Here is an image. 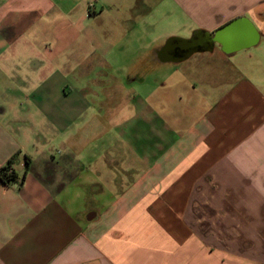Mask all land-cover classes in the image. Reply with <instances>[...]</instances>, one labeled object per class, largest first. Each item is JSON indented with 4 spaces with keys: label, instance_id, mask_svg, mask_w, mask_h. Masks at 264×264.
Returning a JSON list of instances; mask_svg holds the SVG:
<instances>
[{
    "label": "crops",
    "instance_id": "1",
    "mask_svg": "<svg viewBox=\"0 0 264 264\" xmlns=\"http://www.w3.org/2000/svg\"><path fill=\"white\" fill-rule=\"evenodd\" d=\"M137 2L0 0V167L16 156L21 175L29 158L20 186L0 182V264H264V0H159L141 13ZM239 18L256 45L158 59L168 37ZM140 20L144 35L158 26L166 38L151 58L174 67L164 80L181 72L191 92L132 99L144 146L132 138L122 150L116 135L90 158V134L105 132L117 113L105 101L116 98L92 109L84 88L68 91L53 70L57 54L81 64L108 54L107 38H131ZM197 84L207 88L188 97Z\"/></svg>",
    "mask_w": 264,
    "mask_h": 264
},
{
    "label": "rangeland",
    "instance_id": "2",
    "mask_svg": "<svg viewBox=\"0 0 264 264\" xmlns=\"http://www.w3.org/2000/svg\"><path fill=\"white\" fill-rule=\"evenodd\" d=\"M158 1L159 0H138L135 12L141 13L143 10L147 11L151 9H155L154 12H156ZM138 22V32L134 36L131 38L117 37L115 38L116 45L110 44L113 38H107V45H105V47H115L116 49H112L113 51H110L108 54L95 50L90 56L91 59L83 62V64L77 62V60L71 61L69 59L70 53L64 49L59 50L57 54L58 62L54 64L53 70L58 73L60 80H64V85L68 91L69 89L80 90V88H84V90L82 89L80 92H84L88 95V101L92 109L99 107L101 98H109V96L116 98L111 104L109 101H105L106 107L112 106L115 102L117 104V113L108 117L107 123L105 124V132L93 130V134H90L88 140L91 145L90 158L99 156L100 152L103 150V144L107 145L116 135L121 136L117 145L120 146L122 150L130 143L132 138L134 142L136 139L138 140V145L144 146L149 134L147 131H141V126L138 123L139 119L137 118L138 115L132 119L130 118L132 117V105L137 104V102L134 103L131 101L132 99L138 98L139 100H145L152 91L161 93L165 89H168L167 92L173 96L186 93L187 90L191 92L190 87L186 83L179 84L184 81L181 80L183 78V76L179 74L181 72H176L172 74L170 78L164 80V78H166V73H168L167 70L173 69L174 67H172V65H161L151 60L154 47L166 39L158 38L161 27H156V30L153 32V37L152 35L147 36L141 31L143 23L141 20ZM157 23L156 21V24ZM81 39L82 38H75L74 52L76 58L77 56H81V54H79L80 51L77 50L78 44L81 43ZM126 47H132L130 53L118 52L119 48L125 49ZM42 70L44 72L49 70V68H43ZM132 73L137 74V80L131 81L126 79V74L130 75ZM32 77H28V79H33L34 77ZM206 88V86L197 84L194 93H191L188 97L197 98L200 92ZM208 88H211V86L208 85ZM174 105L178 108V104ZM118 109L123 112L124 122L122 126L115 127L117 121L120 119ZM100 112H103V110H100ZM136 119H138V122L135 121ZM57 150V152L60 153V149Z\"/></svg>",
    "mask_w": 264,
    "mask_h": 264
},
{
    "label": "water",
    "instance_id": "3",
    "mask_svg": "<svg viewBox=\"0 0 264 264\" xmlns=\"http://www.w3.org/2000/svg\"><path fill=\"white\" fill-rule=\"evenodd\" d=\"M236 31L241 32L240 36H235L236 34L233 33V42L226 41L225 34ZM204 35L201 36L198 32H194L189 38L168 37L157 54L158 59L161 62L167 61L168 55L173 52V48H179L184 49L185 53L178 60H184L199 50L211 51L215 44H219L220 49L225 54H230L254 46L259 40L258 31L246 18L233 20L218 28L214 33H205Z\"/></svg>",
    "mask_w": 264,
    "mask_h": 264
},
{
    "label": "trees",
    "instance_id": "4",
    "mask_svg": "<svg viewBox=\"0 0 264 264\" xmlns=\"http://www.w3.org/2000/svg\"><path fill=\"white\" fill-rule=\"evenodd\" d=\"M16 156H12L6 164L0 167V182L5 186L17 185L20 186L24 179L26 172L29 168V158L25 156V166L23 173L18 175L15 170L12 168L13 163L15 162Z\"/></svg>",
    "mask_w": 264,
    "mask_h": 264
},
{
    "label": "flooded vegetation",
    "instance_id": "5",
    "mask_svg": "<svg viewBox=\"0 0 264 264\" xmlns=\"http://www.w3.org/2000/svg\"><path fill=\"white\" fill-rule=\"evenodd\" d=\"M181 52L183 53V50H182V49L175 50L174 54L177 55V54H179V53H181Z\"/></svg>",
    "mask_w": 264,
    "mask_h": 264
}]
</instances>
